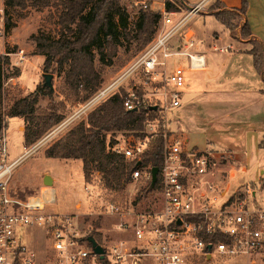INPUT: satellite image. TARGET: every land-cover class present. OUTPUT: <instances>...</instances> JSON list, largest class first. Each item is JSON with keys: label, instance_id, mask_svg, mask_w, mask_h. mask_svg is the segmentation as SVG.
Masks as SVG:
<instances>
[{"label": "built area", "instance_id": "obj_1", "mask_svg": "<svg viewBox=\"0 0 264 264\" xmlns=\"http://www.w3.org/2000/svg\"><path fill=\"white\" fill-rule=\"evenodd\" d=\"M208 1L201 0L184 13L163 10L149 42L112 81L99 87L85 102H79L70 119L86 113L119 89L125 91L123 105L127 110L155 105L157 116L145 122L141 135L129 133L122 140L115 137L113 143L108 139L106 147L136 161L132 178L150 184L152 166L143 165L141 155L153 138H162V164L154 184L159 187L161 208L129 212L136 219L121 222L118 227L132 233L133 243L127 239L110 244L96 241L103 249L98 254L86 239L92 235L79 234L72 217L47 209L55 202L53 187L44 185L37 193L25 196L16 193L12 173L29 150L8 161L2 135L0 264H36V252L26 243V228L44 233L52 252L49 264H225L241 256L248 264H257L255 256L264 252V195L247 186L225 196V191L209 180L212 155L185 148L168 128L169 114L182 105L186 73L205 66L204 53L197 50L187 21ZM140 4L143 9L147 7L145 1ZM17 54L22 61L23 50ZM69 121L56 126L35 146ZM101 207L107 214L122 213L114 202Z\"/></svg>", "mask_w": 264, "mask_h": 264}, {"label": "trees", "instance_id": "obj_2", "mask_svg": "<svg viewBox=\"0 0 264 264\" xmlns=\"http://www.w3.org/2000/svg\"><path fill=\"white\" fill-rule=\"evenodd\" d=\"M219 3V2H218ZM165 11H178L184 7L183 0H164ZM246 0L238 8H224L213 13L215 19L226 28H232L230 11H238L242 17L246 13ZM53 8L58 26L57 36L40 30L29 39L34 42L35 54L44 56L43 73L53 75L62 72L63 94L74 101L88 99L100 86L102 68L110 65L122 42H136L142 49L151 39L160 13L139 8L134 27H130V14L120 0H3V27L8 32L15 26L10 11L23 18L26 9L43 10ZM246 34L251 37L253 64L264 81V46L251 35L248 23L244 21ZM2 64L8 65V55H0ZM96 62L98 65H96ZM67 66L64 69V66ZM19 71L15 69L13 75ZM9 75L3 72V78ZM52 82V80H51ZM2 85L0 84V93ZM264 92V90L262 91ZM125 91L117 92L102 100L91 109L84 120L71 127L63 136L44 150L47 158L80 159L84 178L89 180L92 170L102 176L108 189H122L131 178L136 161H126L122 154L106 151L105 133L127 131L141 135L147 120L154 119L157 111L150 107L127 110L123 101ZM49 102L40 108L38 102L43 97ZM55 91L48 85L38 83L23 97L17 99L6 112L0 114V137L8 126L10 117H21L25 122L23 139L26 146L31 145L43 134L58 124L64 117V103L55 100ZM163 141L156 137L150 147L141 155L143 165L161 167ZM159 180V174L157 181ZM22 196V195H21ZM97 242L100 240L92 234Z\"/></svg>", "mask_w": 264, "mask_h": 264}, {"label": "rangeland", "instance_id": "obj_3", "mask_svg": "<svg viewBox=\"0 0 264 264\" xmlns=\"http://www.w3.org/2000/svg\"><path fill=\"white\" fill-rule=\"evenodd\" d=\"M120 1L126 7L127 11L130 14V27H134L135 21L139 14V8L141 7V1L146 2L148 6L147 9L162 13V11L158 9H160L161 2H163V0ZM151 1L154 9H152L151 7ZM219 9L224 11L223 5L218 3L217 1H212L205 4L204 7L200 9L198 14L205 11L207 14L213 15V13H215ZM32 10L33 9H26L24 12L27 14L24 17L28 16V14L30 13L29 18H31L29 22L30 24L34 25V30L33 32L31 31L30 34H22V28L21 31L17 30L16 32H14V38L16 39L15 41H17L16 44H10L6 47V49L9 50L11 54L21 49H24V54L31 53L29 45H33L34 42L29 39V36L32 34H37L40 30L45 31L51 36H57L58 26L56 24L57 17L54 14V9L46 8L40 11L34 10L35 12H33ZM178 11L184 13L187 10L183 7ZM229 13V19H231L233 25L231 29L226 28L215 19H210L207 17L205 19H202L201 16H196L197 18L193 16L187 21V23L189 24L191 22H194L200 30H206L207 32H211L213 30L220 31V29L222 30L225 27L230 37L236 40H246L248 42L247 46L250 48L252 45V40L251 37L246 34V28L244 27L242 16L239 15L238 11H230ZM10 14L11 21L15 22V26L18 25L17 23H19L22 19H24V17L20 18L11 11ZM0 18L3 19V12L0 14ZM217 33L218 32H214L212 34H216L217 36ZM1 34L2 33H0V37L2 36ZM213 36L214 35H211L212 40ZM199 37L203 39L202 34H200ZM140 50L137 48L135 41L131 43H127L124 41L119 46L117 54L113 58L110 65L102 67L96 62L98 68H102V80L99 87L101 88L112 81L113 78H115L126 66V64L131 61L135 57V55H137V53L140 52ZM11 57L14 56H9V59ZM10 63H12L11 59ZM10 63L9 65H5L2 68V71L4 73H7L8 75H13V72L16 68L13 67ZM66 67L67 66L65 65L64 69ZM3 72L1 75H3ZM42 75L43 64L41 68L39 83H42L44 81ZM52 85L56 94L55 100H61L65 105V115L58 124L52 127L49 131H47L38 140H36L29 146H26L24 144L22 133L24 130L25 122L23 118L10 117L8 119V126L3 133V136L6 140V158L8 161H12L23 152L29 150V152L23 159H21L12 173V185L16 193L22 196L37 193L39 189L44 186V175L52 176L53 183L51 184V187H54L55 202L47 205V209L49 211L53 213L66 214L67 216L72 217L74 225L81 235L93 234L95 236H98L97 238L102 243H115L120 239H127L130 241L129 243H133L131 242L132 233L130 231H120L118 224H120L121 222L132 221L136 219V216L128 214L129 212L131 214H138L160 209L162 205V198L160 195L159 187L155 185L154 188H151L148 182H145L141 179L135 180L131 176V178L124 184L122 189H108L103 184L101 174L95 170H92L89 180H85L82 169V161L80 159L45 157L44 150L50 144L63 136L65 132H67L78 122L84 120L87 113L96 105H98V103L95 104L93 107L89 108L86 113H83L80 116L70 120L71 117L77 112V109L79 108V102L82 103L83 101H74L73 97L63 94L61 71L53 73ZM23 93L24 90L22 91L18 85H14L11 82H9L4 87L2 86V91L0 93V114L6 112L17 99L23 97ZM48 102L49 98L47 96L43 97L39 100L38 106L40 108H45ZM65 121L69 122L58 132H54L50 136V138L35 146L36 143L42 140L45 135H47L49 132L54 130L56 126L64 123ZM105 135V141L107 142L109 139L110 143H113L115 142V137L122 140L123 138H126L129 133L127 131H116L115 133L107 132L105 133ZM155 138H153V140ZM106 151H108L107 147ZM207 152L212 155V166L209 180H211L215 186L221 189L222 192L225 191V193H223L224 195L226 194L225 196L235 191H241V189L247 186L256 189L258 194L264 195V180L262 181V183L261 180L257 179L259 174L258 172H260L259 170L264 171V165L260 167L254 159L252 161L254 167L249 172L244 173L240 169V167L237 166V173H235L233 176H230V173L227 171V169L231 164V168L234 170V168L236 167V160L232 159L223 151H216L208 148ZM125 160L132 161L131 159ZM107 202L116 203L120 207V211L124 214H107L105 212L106 210L101 207V205H105ZM26 230V243L36 252V264H49L52 252L48 248L44 233L39 231L37 228H26ZM255 260L257 264H264V252L259 253L257 256H255ZM225 264H248V261L247 259H245V257L242 256L232 257L226 260Z\"/></svg>", "mask_w": 264, "mask_h": 264}, {"label": "crops", "instance_id": "obj_4", "mask_svg": "<svg viewBox=\"0 0 264 264\" xmlns=\"http://www.w3.org/2000/svg\"><path fill=\"white\" fill-rule=\"evenodd\" d=\"M183 1L187 10L201 0ZM212 1L219 2L227 9L238 8L242 3V0H209L208 2ZM246 3V13L242 19L248 23L251 35L264 46V0H246ZM151 7L154 9L152 1ZM2 10L3 0H1L0 14ZM158 10H164L163 2ZM32 11L35 12L34 9ZM29 15L30 13L8 32L4 31L3 19L0 18V33H2L0 55L7 54L9 63L11 59L10 64L16 69L19 67L17 75L3 78L1 74L4 65L0 61V84L3 87L9 82L18 85L22 91L24 90L23 95L32 91L39 83L44 56L35 54L34 44H30L31 53L24 54L23 60L19 61L17 52L11 54L6 47L16 44L14 32L17 30L21 31L22 28V34L33 32L34 25L29 22L31 18ZM196 16H201L202 19L206 17L215 19L212 14H207L205 11L194 15ZM188 27L195 36L197 50L204 53L205 66L186 73L182 105L170 113L169 130L184 142V147L187 149L207 151L211 148L223 151L235 159L234 170L231 164L227 169L230 176L237 173V166L244 173L249 172L254 167L252 164L254 159L260 167L263 166L264 81L254 67L252 55L247 52L248 42L230 37L225 27L220 31L211 32L200 30L194 22L189 23ZM214 32H218L217 36L212 34ZM200 34L203 35V39L199 37ZM211 35H214L213 40ZM219 48L225 50L221 51ZM21 50L24 52V49ZM9 56L14 57L9 59ZM259 171L257 179L262 182L264 171ZM50 177L53 183V178Z\"/></svg>", "mask_w": 264, "mask_h": 264}, {"label": "water", "instance_id": "obj_5", "mask_svg": "<svg viewBox=\"0 0 264 264\" xmlns=\"http://www.w3.org/2000/svg\"><path fill=\"white\" fill-rule=\"evenodd\" d=\"M42 77H43V80H44V84H46V85H48L49 87L52 88V82H51L52 75L48 74V73H43ZM150 109L155 110L156 106L155 105L150 106ZM158 170H159V168L157 166H153L151 168V183H150V187H152V188L154 187V184H155V182L157 180ZM43 183H44V185L51 186V184H52L51 177L49 175H44ZM86 239L91 243V246L93 247V249H94V251L96 253L101 254L103 252L102 247L96 242L94 237L88 236ZM100 257H102V255H100Z\"/></svg>", "mask_w": 264, "mask_h": 264}]
</instances>
